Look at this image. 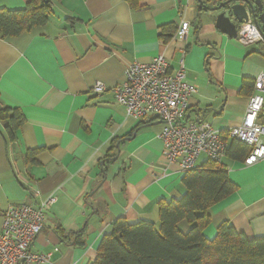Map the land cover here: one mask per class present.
Wrapping results in <instances>:
<instances>
[{"label": "crops", "instance_id": "0c3cea01", "mask_svg": "<svg viewBox=\"0 0 264 264\" xmlns=\"http://www.w3.org/2000/svg\"><path fill=\"white\" fill-rule=\"evenodd\" d=\"M28 2L0 0V9L20 10ZM50 2L47 25L0 38L2 106L19 109L26 120L16 141L0 120V230L11 205L39 206L54 196L31 251L52 253V264H93L116 220L159 226L160 204L185 193L186 173L163 155V121L129 117L115 100L126 68L161 55L177 71L184 61L187 82L197 87L185 123H208L227 139L257 94L264 39L241 45L242 23L222 30L218 14L198 0ZM186 22L191 26L182 39L178 30ZM168 26L174 29L162 36ZM97 83L106 91L95 93ZM248 147L240 160L227 151L221 161L238 190L208 210L209 240L224 223L249 240L264 239V159L247 166ZM207 161L200 156L195 169ZM191 227L179 224L184 233Z\"/></svg>", "mask_w": 264, "mask_h": 264}, {"label": "trees", "instance_id": "16d2710c", "mask_svg": "<svg viewBox=\"0 0 264 264\" xmlns=\"http://www.w3.org/2000/svg\"><path fill=\"white\" fill-rule=\"evenodd\" d=\"M127 1L132 5L138 2ZM52 15L50 0H29L20 10L1 8L0 38L17 37L45 26ZM172 29L163 27L162 36ZM0 120L10 140L16 141L26 120L19 109L2 106L1 96ZM231 142L228 155L232 159L248 154L246 144ZM182 184L185 193L180 198L160 204L159 226L145 220H116L112 234L102 239L93 264H264V239L249 240L228 223L219 227L213 240L204 236L211 222L208 210L238 190L221 162L208 160L202 168L186 172ZM181 222L192 224L187 233L179 229Z\"/></svg>", "mask_w": 264, "mask_h": 264}, {"label": "built area", "instance_id": "2783aa9c", "mask_svg": "<svg viewBox=\"0 0 264 264\" xmlns=\"http://www.w3.org/2000/svg\"><path fill=\"white\" fill-rule=\"evenodd\" d=\"M190 26V23H184L178 30V36L186 39ZM237 39L241 45L249 46L262 41L263 37L250 21L240 25ZM125 77L124 84L114 90L117 104L129 117L163 121V129L158 136L164 144L163 155L183 172L195 169L202 155L208 160L221 162L229 148L228 140L251 147L245 160L247 166L264 159V125L258 121L264 106V74L256 79L257 94L250 99L242 125L230 130L227 139L208 123H185L189 99L197 92V87L187 82L184 61L177 71H172L169 61L160 55L149 63L129 65ZM93 91L100 94L106 91V87L97 83ZM37 195L35 192L34 196ZM55 201L52 196L39 206L19 204L8 208L0 230V264H52V253L36 254L31 248L46 225L45 209Z\"/></svg>", "mask_w": 264, "mask_h": 264}, {"label": "water", "instance_id": "95a60500", "mask_svg": "<svg viewBox=\"0 0 264 264\" xmlns=\"http://www.w3.org/2000/svg\"><path fill=\"white\" fill-rule=\"evenodd\" d=\"M198 3L200 8L218 14L216 21L222 30L232 32L236 23L252 21L264 39L263 0H198Z\"/></svg>", "mask_w": 264, "mask_h": 264}]
</instances>
